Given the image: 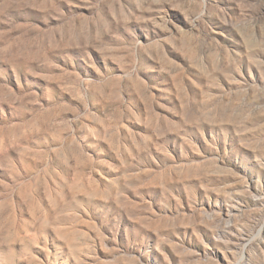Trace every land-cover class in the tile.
<instances>
[{
	"label": "rangeland",
	"instance_id": "rangeland-1",
	"mask_svg": "<svg viewBox=\"0 0 264 264\" xmlns=\"http://www.w3.org/2000/svg\"><path fill=\"white\" fill-rule=\"evenodd\" d=\"M0 264H264V0H0Z\"/></svg>",
	"mask_w": 264,
	"mask_h": 264
}]
</instances>
